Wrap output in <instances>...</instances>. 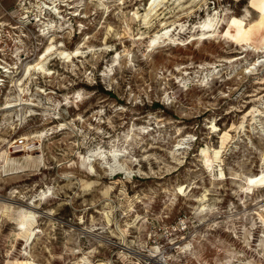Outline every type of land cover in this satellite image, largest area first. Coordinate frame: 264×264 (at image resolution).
<instances>
[{
    "label": "rangeland",
    "instance_id": "1",
    "mask_svg": "<svg viewBox=\"0 0 264 264\" xmlns=\"http://www.w3.org/2000/svg\"><path fill=\"white\" fill-rule=\"evenodd\" d=\"M54 1L0 0V264H264V187L230 178L264 167V0H172L146 29L149 0ZM49 36L85 56L27 76Z\"/></svg>",
    "mask_w": 264,
    "mask_h": 264
},
{
    "label": "bare ground",
    "instance_id": "2",
    "mask_svg": "<svg viewBox=\"0 0 264 264\" xmlns=\"http://www.w3.org/2000/svg\"><path fill=\"white\" fill-rule=\"evenodd\" d=\"M41 1L40 4L41 5H45L46 4V0H39ZM139 1V0H136ZM179 1V0H178ZM104 1H101V5L103 4ZM176 2V1H175ZM172 2V0H149V4H148V9L144 14V18H142V24H140V28H148L150 23L155 20L157 17H161L162 15H166L168 12L167 10L170 9V7L175 3ZM52 3H56V1L52 0ZM125 2H122L121 4L124 5ZM177 3V2H176ZM179 5V4H178ZM45 7V6H44ZM57 9V8H56ZM53 12V11H52ZM170 12V11H169ZM172 13V12H171ZM216 14V13H215ZM137 12H134V16L137 17ZM140 17V16H139ZM133 19H135L134 17H132ZM131 18V19H132ZM219 18V17H218ZM216 18H208V20L204 21L201 25H197L191 28L190 31H192V35L191 36V40H195V39H208L209 37H212L216 34V31L220 28L221 23L219 21V19ZM167 19V18H166ZM162 20V19H161ZM174 20V19H173ZM172 21V20H171ZM180 21V20H179ZM133 22V21H132ZM169 22V21H168ZM166 24V23H165ZM164 24V25H165ZM161 26V25H160ZM168 26V25H167ZM179 27V26H178ZM167 28V27H165ZM218 28V29H217ZM177 30V27H175L174 31ZM166 31V30H165ZM185 31H187V28L185 29V27H181V29L177 32V35L179 34H183L185 33ZM153 33V32H152ZM187 33V32H186ZM46 34V33H44ZM199 34V36H197ZM173 33L170 34L169 32H164L163 35H161L159 38L162 40L161 43L156 42V39H152V43L150 44V50H152L154 47H156V43H158V45L163 46L165 42H169L170 43V38L172 37ZM158 38V37H157ZM144 39V37L139 36L137 39H134V43H137V41H140ZM159 39V40H160ZM48 40L50 41L48 46L45 47V50L43 51L42 54H40L41 56L39 58H37L35 61V63H28V65L25 67V73L27 76H30L32 74V72H44L45 71V63H47L48 58L51 55H55L57 54L59 59L63 60V63H71L74 59L76 58H80V57H84L86 53H84L83 51L80 50L81 47H78L72 51H68L63 47L61 48H57L56 44H55V39L52 37L48 38ZM110 39L108 37L105 38V42L107 44V41H109ZM169 40V41H168ZM174 40V39H173ZM172 41V40H171ZM175 42V41H174ZM62 43V42H61ZM172 43V42H171ZM55 44V45H54ZM167 44V43H166ZM179 44V43H178ZM60 45V43H59ZM58 46V45H57ZM84 48V47H82ZM257 48V47H256ZM254 51V50H253ZM111 53V52H110ZM262 58V57H261ZM51 59V58H50ZM256 66V65H255ZM252 65V67L247 68V69H242L244 73L248 74V73H252V71L254 72V70L256 71V67ZM5 69V73L7 74L6 76L8 77L10 74V71L6 69V67H3ZM199 68V67H198ZM187 69V68H186ZM203 69V68H202ZM190 73V72H189ZM194 73V72H193ZM186 74V73H185ZM200 74V73H198ZM23 75V74H22ZM210 75V74H209ZM198 76V75H197ZM200 76V75H199ZM185 77V76H184ZM189 77V76H187ZM23 78V77H22ZM181 78V77H179ZM199 78V77H198ZM184 80V79H183ZM204 81V80H203ZM183 82V81H182ZM185 82V81H184ZM200 83V81H198ZM181 83V82H180ZM21 84V83H20ZM20 84H18L20 86ZM183 84V83H182ZM207 85V84H206ZM23 87V86H22ZM22 87H19V92L20 94H22L23 89ZM206 87V86H205ZM186 88V86H185ZM188 89V88H187ZM260 99H257V101ZM20 103H8L5 108H10V107H15V106H20V105H27V106H31L33 105L32 103L29 102H23L22 98L19 99ZM258 111V110H256ZM261 111L258 113H256L255 115H253L255 122H260L257 121V117L260 116ZM262 117V116H261ZM252 123V122H251ZM254 124V123H252ZM261 128V131H264V125H262V123H259ZM216 125V124H215ZM214 127V126H212ZM253 129V128H252ZM258 129V132H259ZM220 131V128L217 127L216 125V133ZM243 132H246V130L243 129ZM264 133V132H262ZM247 134V132L245 133V135ZM25 137H22L21 139H15L13 140V143H11L12 148H15V146H19V142L21 141L20 145L22 144L23 148H26L27 145V141H24ZM250 143L251 140H249ZM21 147V148H22ZM232 147V146H231ZM253 147V146H251ZM250 147V148H251ZM237 149V146L235 147ZM256 148V147H255ZM230 150V149H228ZM17 152V151H14ZM202 155H203V162L205 163L206 167H210L212 162V158H211V154L208 150V148H203L201 149ZM113 156H116V154H113ZM10 158V157H9ZM80 159V158H79ZM82 159V158H81ZM100 160V158H97V161ZM261 160V164L264 165V155H261L260 157ZM13 161V160H12ZM83 162V161H82ZM87 162V161H86ZM72 165V164H71ZM90 166L89 160H88V167ZM84 167V166H83ZM90 168V167H89ZM113 170V169H112ZM231 175V179L236 181L235 186L239 189V191L241 192V195L243 194V196L248 197L250 195L253 194L254 188L255 187H264V167H261V170L257 173V174H242L240 172H230ZM224 180V175L222 172V168L220 165L216 164V181H221ZM91 182V181H90ZM109 188V187H108ZM238 191V190H237ZM236 192V191H235ZM44 197V196H43ZM101 197V196H100ZM241 197V196H240ZM256 199V198H255ZM243 200V199H242ZM264 200V198H262L260 201ZM251 201V200H250ZM258 208H260L257 212H255V214L258 216V218L260 219L261 222H264V215H262L261 211H264V204H260L257 206ZM33 209V208H32ZM202 209L206 210L204 206H202ZM202 212V210H201ZM29 216L24 214L20 221V229L24 230V232H26L27 228L25 227L26 222L28 221ZM108 218V217H107ZM157 249V248H156ZM150 257H154V256H150ZM157 259V258H156ZM21 264H32L30 261H24ZM89 264V263H86ZM102 264V263H99ZM104 264V263H103Z\"/></svg>",
    "mask_w": 264,
    "mask_h": 264
},
{
    "label": "built area",
    "instance_id": "3",
    "mask_svg": "<svg viewBox=\"0 0 264 264\" xmlns=\"http://www.w3.org/2000/svg\"><path fill=\"white\" fill-rule=\"evenodd\" d=\"M1 63H2V62H1ZM2 67H4V66H1V65H0V71L4 72V71H3L4 68H2Z\"/></svg>",
    "mask_w": 264,
    "mask_h": 264
}]
</instances>
